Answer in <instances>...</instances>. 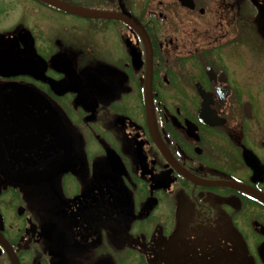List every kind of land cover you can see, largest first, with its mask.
<instances>
[{"label": "flooded vegetation", "instance_id": "obj_1", "mask_svg": "<svg viewBox=\"0 0 264 264\" xmlns=\"http://www.w3.org/2000/svg\"><path fill=\"white\" fill-rule=\"evenodd\" d=\"M0 264H264V0H0Z\"/></svg>", "mask_w": 264, "mask_h": 264}, {"label": "water", "instance_id": "obj_2", "mask_svg": "<svg viewBox=\"0 0 264 264\" xmlns=\"http://www.w3.org/2000/svg\"><path fill=\"white\" fill-rule=\"evenodd\" d=\"M49 2H52V0H48Z\"/></svg>", "mask_w": 264, "mask_h": 264}]
</instances>
